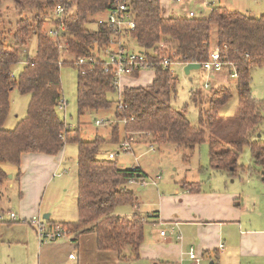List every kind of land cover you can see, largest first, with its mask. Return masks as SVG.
Here are the masks:
<instances>
[{"label": "trees", "instance_id": "16d2710c", "mask_svg": "<svg viewBox=\"0 0 264 264\" xmlns=\"http://www.w3.org/2000/svg\"><path fill=\"white\" fill-rule=\"evenodd\" d=\"M14 1L18 8L38 13L34 31L38 45L36 54L29 53L21 62L22 49L26 50L29 45L31 24L27 19L18 22L13 46L6 42L7 34L0 17V189L9 178L4 165L16 169L13 177L18 180L22 176L24 154L57 156L66 145L76 144L79 216L77 221L62 225L76 239L95 233L98 250L117 253L122 260L129 261L139 258L145 227L150 220L137 211L131 216L118 211L137 205L135 192L129 185L147 179L148 175L139 167L121 169L116 160L98 159L103 144L118 146L125 140V134L148 137L151 144L177 146L189 153L186 158L189 159L207 142L212 169L230 172L232 177L238 170H244V166L239 165V157L249 148L254 165L264 173V140L259 138L264 124V101L257 99L251 88L253 73L264 67V14L255 17L217 6L207 17L197 14L193 18H166L161 0ZM58 4L66 6V17L54 23L65 26L69 32L70 59L62 58L58 45L45 29V19L52 16ZM123 4L136 22V28L129 33L130 41L147 55L156 79L149 87L126 88L120 92L115 75L105 73L103 61L81 65L77 62L104 51L117 35L107 24L89 29L92 17ZM214 30L217 31L216 41L212 37ZM214 48L219 50L224 63L233 65V68L228 66L231 73L237 74L238 119L230 126L231 122L222 118V112L233 98L231 87L213 89L207 95L205 107L203 91L197 89L191 95L192 103L199 110L195 126L187 117V106L182 111L171 106L177 96L178 78L172 68L165 69L161 61L168 58L177 59L184 66L201 65L210 60ZM20 62L24 67L15 76L13 68ZM64 66L78 72L79 118L88 113L113 112L117 123L112 125L110 138L97 136L93 141L83 140L80 126L73 129L59 117L58 109L64 104L61 80ZM134 77H138V73ZM15 89L31 98L27 116L13 130H7L11 93ZM180 185L194 193L201 188L200 183L183 181Z\"/></svg>", "mask_w": 264, "mask_h": 264}, {"label": "rangeland", "instance_id": "374dc122", "mask_svg": "<svg viewBox=\"0 0 264 264\" xmlns=\"http://www.w3.org/2000/svg\"><path fill=\"white\" fill-rule=\"evenodd\" d=\"M163 1V0H162ZM198 3L195 8H200V1L194 0ZM206 2H215L219 4V0H204ZM221 5H224L229 10L238 11L241 13H247L251 16L259 17L264 14V0H221ZM177 12H181V6L176 5ZM206 14H208L206 12ZM107 13L104 12L102 15H94L92 17L93 22L87 27L91 30L98 28L96 21L100 18H106ZM185 15L182 14L181 17ZM188 17V15H186ZM185 16V17H186ZM206 16V15H205ZM0 17L2 18L4 28L6 31V42L15 46L16 42L14 36L18 30L17 24L21 20L27 19L30 24L32 31L30 33V40L27 49H22L21 62L25 61L24 56L31 53V55L36 54L38 40L34 31L36 29L35 20L39 18L36 11L31 9L18 8L14 0H2L0 5ZM184 17V16H183ZM48 19V18H47ZM45 29L50 32L54 29L53 21H47L45 19ZM129 34H122L119 37L113 36V45L111 49H116V42L126 46L129 42L130 49L134 51H139L137 45L135 46L130 41ZM213 41H216L217 31L214 30L212 33ZM215 49V48H214ZM102 54L99 53V55ZM64 59H70L68 53H64ZM19 63L13 68V74L18 76L23 67L24 63ZM172 72L177 76V96L172 100L171 106L177 110H183L187 106V115L190 122L197 126L198 125V112L199 110L191 101L190 91L191 89H196L197 87L204 95V107L210 95L211 90H206L204 84L208 81L211 82L212 87L215 89L220 88L219 82L216 81V75L209 77L207 71L204 69L193 70L189 75L185 73V66L183 64H175L172 67ZM264 71V68L257 69L254 72V89L256 87L255 82L260 79L259 71ZM77 76L78 72L76 69L70 66H64L61 69V80L63 86V94L65 105L58 109L59 117L64 120L68 126L73 129L80 126L81 136L83 140L93 141L97 136H105L106 128L111 129L112 125L117 123V120L113 118V112H99V113H88L84 117L79 118L78 116V106H77ZM263 76V73H262ZM229 87L233 89V98L230 100L228 106L222 112V118L230 121V126L234 125L238 119V101L237 93L235 91L236 82L231 80ZM214 89V90H215ZM207 93V94H206ZM30 95H22L17 89L11 93V106L10 112L5 124V129L13 130L15 128L18 120H22L27 116L28 105L30 101ZM98 121L102 124L98 125ZM124 126V123H122ZM124 136V133H122ZM132 137V138H131ZM142 137H136L125 134V140L132 142V150L137 147L136 144H143L144 141L140 140ZM156 145L149 144L144 148L140 146L135 153L132 152H122L118 149L119 145L103 144L98 152V159H109L108 152L117 153V164L121 169L130 168L132 165H137L142 167L149 173V177L146 179L147 185L143 187V192L140 197L143 200L151 199V196H155L157 189L159 192L172 193V189L175 190V186L178 182L188 181L196 182L202 184L205 190L211 191H230L232 194H237L240 197L239 202L243 209V226L242 231L247 232L251 230L264 229V173L261 168L254 165L251 157L249 148H245L244 152L239 157V165L244 166V170H238L235 177H232L230 172L212 169L209 160V146L208 143H203L197 152L193 156H189L188 152L180 150L175 145H157L156 150H153ZM153 147V148H152ZM77 145L68 144L65 146L63 158L64 162L67 161V165H63L58 173L54 176L51 185L46 188L43 196V206L45 208L44 214L53 215L54 218H61L66 223L68 221H76L78 217L77 209V198H78V166H77ZM4 169L8 172L9 178L5 181L0 189V205L5 211L17 212V204L19 198V189L17 180L14 179L10 181V176L15 175L16 169L9 164L4 165ZM162 175V179L159 181L160 186L153 185L152 182L155 181V177ZM157 178V177H156ZM12 187L9 188V185ZM135 190V189H134ZM135 194L138 196L137 191ZM150 206V204H146ZM132 208L125 206L120 208L118 212L124 213L125 211H130ZM146 210V208H143ZM151 211V208L147 209ZM130 214L129 212H126ZM10 214V213H9ZM6 218V222L18 221L12 220L7 214L3 217ZM11 227H5L1 231V240L10 239V237H21L23 234L28 233L29 235H35L31 228L27 227H16L11 230ZM70 233V232H69ZM62 238L58 241L60 244L65 241ZM16 256L18 259L23 261L26 256L25 251L20 247L15 245L10 246L8 244H1L0 246V264H13L10 260L11 255ZM264 255V254H263ZM208 263L210 260L208 256L205 257L204 262ZM203 262V261H202ZM72 264V263H71ZM253 264H264V256L260 258H254Z\"/></svg>", "mask_w": 264, "mask_h": 264}, {"label": "crops", "instance_id": "0c3cea01", "mask_svg": "<svg viewBox=\"0 0 264 264\" xmlns=\"http://www.w3.org/2000/svg\"><path fill=\"white\" fill-rule=\"evenodd\" d=\"M220 2L221 0H219V4H216L215 2L203 0L199 3L200 8H195V5L198 3L197 1L185 0L184 4H179L181 12H177L176 8L178 6L176 7V5L178 3L174 0H161V6L164 10L163 16L166 18L181 17L182 14H185L183 15L184 17L186 15L190 17L191 12L207 17L214 7L222 6L227 8L221 5ZM94 21L97 23V20ZM116 45L117 47L114 50L112 49L113 51L123 48L129 52H133L130 49L129 42L126 48L117 42ZM259 73L260 79L255 82V89L253 73L251 88L253 95L257 99L264 101L263 69ZM232 74L231 69L227 67L223 72L215 76L216 81L219 82L220 86H228L227 84L231 80H235V82L237 80V78H232ZM155 79V71L150 69L143 70L138 74V77L125 76L119 84L120 92H123L126 88L149 87ZM206 84H208V81L204 84V88ZM197 89L199 88L191 89L190 96ZM211 89L215 88L212 87L210 82V89L206 90ZM65 104L64 100L63 106ZM104 135L103 137L110 138L111 129L106 128ZM259 138L264 140V124L260 129ZM140 140H145V142L141 145L136 144L137 147L134 148L133 153L140 146L146 148L145 145L151 144L148 137H142ZM153 144L157 146V144ZM156 146H154L153 150H156ZM64 150L65 148L57 156L24 154L21 160L22 176L20 179H16L18 189L20 190L17 212L5 211L1 207L2 204L0 205V234L2 229L11 226V230L16 227H27L31 228L35 233V235L26 233L21 237H10V239H5L4 236V240H1V244L15 245L22 248L26 253L23 261L12 254L10 260L13 264H191L187 255L191 249H194L198 256L202 257V264H253L254 258L264 256V229L251 230L245 233L242 231L243 209L239 202V195L232 194L233 192L230 191L205 190L202 184L198 193H194L180 185L183 181L177 183L175 190L172 189V193H168L170 192L168 190L161 193L158 188L156 195H152L151 199H148L147 196L146 200L140 197V194L143 192V186L140 185V181L129 185L130 189L138 193V196L135 194L137 205L130 211L119 213L131 216L137 211L150 220L149 224L145 227V240L139 249L138 259L132 258L129 261H124L117 253L98 250L97 235L95 233L82 235L78 239L74 235H68L65 241L60 244L58 242L42 243L39 240L37 228L34 225L36 219H43L48 227L66 224L65 220L62 219L63 216L61 218H54L53 215H45L44 212L46 211L42 204L46 188L51 185L54 176L61 167L67 165V161L64 162L63 158ZM108 154L110 160L117 159V153L108 152ZM111 155H116V157L111 159ZM134 167L139 166L132 165L130 168L125 169L129 170ZM139 168L148 177L150 176L144 168ZM156 177L154 179L157 182L155 185L160 186ZM12 180H14L13 176L10 178V181ZM11 187L12 184L9 185V188ZM148 203L150 206H146ZM143 208H146V210H143ZM149 208H151V211H147ZM9 213H14L17 216L16 220H18H9V222H12L11 225H7V219L3 218L6 214L10 216ZM44 216L49 217V220H45ZM149 216L152 218L150 219ZM164 230H166L167 234L162 237L161 232ZM71 256H75V258ZM207 256L210 260L208 263L204 262Z\"/></svg>", "mask_w": 264, "mask_h": 264}, {"label": "built area", "instance_id": "2783aa9c", "mask_svg": "<svg viewBox=\"0 0 264 264\" xmlns=\"http://www.w3.org/2000/svg\"><path fill=\"white\" fill-rule=\"evenodd\" d=\"M68 1V0H67ZM178 4H184L185 0H174ZM67 8L64 4H58L54 11L52 12V16H50L47 21H53L54 29L50 32H47L48 35L55 41V43L58 45L59 50L61 52L62 58L64 59V53H68V43L67 39L69 37V32L67 31L66 27L61 25L57 26L54 22L58 19L64 20L66 17ZM104 12H100L98 15H102ZM108 15L106 18H100L97 20V25H103L107 24L111 26L114 31L117 33L115 36H120L122 34H129L132 30L136 28V22L134 19L133 14L131 11L127 8L126 4L119 5L115 7L112 10H109L106 12ZM197 16L195 12L190 13V17L193 18ZM111 45H113V40L111 41V44L108 48H106L104 51H102V54L99 55L93 54L90 56L89 59L80 58L77 62V65L85 64V63H91L96 64L99 60L103 61V64L105 65L104 71L108 74H114L116 77V84L119 86L120 81L123 77L128 76L132 77L136 73H140L143 70L150 69L153 67L149 63L147 55L141 52H129L127 50H124L123 48H119L117 51H113L111 49ZM64 61V60H63ZM175 64H180L177 59L174 61L164 58L161 61V65L166 68H171ZM196 64V63H191ZM202 69L207 71L208 79L209 77L214 76L220 72H223L228 66L233 68L232 64L224 63L222 61L221 54L217 48L212 50L210 60L204 64H201ZM232 78H237L236 72H233L231 75ZM206 89H210V82L206 84ZM125 123V122H124ZM102 124L101 121H98V125ZM132 142L129 141H123L119 145V149L122 152H132ZM111 159H114L116 155H111ZM162 179V175L157 176V180L160 181ZM135 182H131L133 184ZM157 182L153 181L152 184L155 185ZM141 186H146L147 182L146 179L143 181H140ZM10 217L12 220H16L17 216L14 213H10ZM34 225L37 228L38 237L39 240L42 243H56L62 238L70 235L69 230L67 227H65L62 224L54 225L53 227H48L46 222L43 219H36L34 221ZM167 232L166 230L161 232V236H166ZM189 257V261L191 264H202V257L198 256L196 251L194 249H191L187 253ZM72 258H75V256H71Z\"/></svg>", "mask_w": 264, "mask_h": 264}, {"label": "water", "instance_id": "95a60500", "mask_svg": "<svg viewBox=\"0 0 264 264\" xmlns=\"http://www.w3.org/2000/svg\"><path fill=\"white\" fill-rule=\"evenodd\" d=\"M202 68V66L200 65V64H188L186 67H185V73L187 74V75H189L190 73H191V71H193V70H199V69H201ZM12 176H10V178H11ZM44 219L45 220H49V217H47V216H44Z\"/></svg>", "mask_w": 264, "mask_h": 264}]
</instances>
